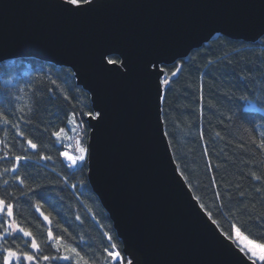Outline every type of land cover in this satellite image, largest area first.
<instances>
[{
    "label": "trees",
    "instance_id": "trees-1",
    "mask_svg": "<svg viewBox=\"0 0 264 264\" xmlns=\"http://www.w3.org/2000/svg\"><path fill=\"white\" fill-rule=\"evenodd\" d=\"M14 76L13 83H4ZM165 77L171 79L162 97V119L179 171L221 232L234 238L235 224L264 243V148L259 146L264 139V35L256 42L216 35L166 66ZM89 111L90 94L71 69L36 58L0 62V199L13 205L11 217L5 206L0 233L10 222L32 233L0 235V264L8 249L20 256V264L128 262L124 255L113 261L105 251H114L115 244L122 252V241L92 190L87 160L70 167L61 155L69 146L75 149L78 138L86 146L89 127L83 113ZM73 114L77 132L69 125ZM62 128L58 139L53 133ZM28 139L37 148L29 147ZM33 238L39 250L31 247ZM24 253L35 259H24Z\"/></svg>",
    "mask_w": 264,
    "mask_h": 264
},
{
    "label": "water",
    "instance_id": "water-1",
    "mask_svg": "<svg viewBox=\"0 0 264 264\" xmlns=\"http://www.w3.org/2000/svg\"><path fill=\"white\" fill-rule=\"evenodd\" d=\"M219 34L259 40L264 0H0V62L69 67L101 112L87 118L88 179L132 264H251L200 207L162 119L165 67Z\"/></svg>",
    "mask_w": 264,
    "mask_h": 264
},
{
    "label": "snow or ice",
    "instance_id": "snow-or-ice-1",
    "mask_svg": "<svg viewBox=\"0 0 264 264\" xmlns=\"http://www.w3.org/2000/svg\"><path fill=\"white\" fill-rule=\"evenodd\" d=\"M66 4L68 6H75V8H79L82 4H91V0H65ZM117 63H120L122 67H126V64L124 61H117V60H113V59H107V64L110 65H115ZM152 68L157 70V75H160L163 72V69L159 68L158 65L153 64ZM180 69H176V71H173L171 73V76H175L177 74V72ZM170 77H165L164 79L161 80V84L164 86H167L170 83ZM53 84H55V81H52ZM20 111H23V108L20 109ZM3 114L0 113V116H2ZM83 115H86L92 119H102V114L101 112L97 111V112H85L83 113ZM3 119L5 120V122H7V117H3ZM71 124L75 125L76 124V118H75V114H73L72 119L69 121ZM74 130V129H73ZM19 131V130H18ZM64 132V129H60L59 132L53 133L58 139L60 138L61 133ZM20 136H23L24 133L23 132H19ZM27 145L33 149L37 148V145L35 143L32 142L31 139L27 140ZM259 146L261 148H264V139L260 140V144ZM77 153L76 155H69L67 151L61 153L62 156H64L69 162H70V166H74L77 164V162L79 161H84L86 159L87 153H88V148L84 145H82L80 143L79 140H77ZM22 157L17 156L16 160L19 161L21 160ZM46 159H50V157H46ZM7 171V169L5 170ZM181 175H183V173H181ZM255 179L259 180L260 177L259 176H255V174H253ZM19 179V178H18ZM21 183H23V180L20 181ZM5 183H7V181H5ZM241 195H243V193H241ZM7 209V215L9 217L13 216V205L12 204H7L5 205V201L3 199H0V213L4 212V209ZM201 208H204V205L201 204L200 205ZM209 217L212 216V213H208ZM45 220H48L47 216H44ZM214 224L217 223L215 220L212 221ZM0 227H2V225H0ZM232 229L234 231V236L235 239L233 238V235H230L229 233H224V236L229 240V241H233V243H238L239 244V248L238 251L243 254L244 257L247 258V261H250L251 264H256V261H260L261 264H264V243H258L256 240H252L249 238L248 235H245L242 231L241 228L236 226L235 224L232 225ZM15 231H19L21 233H23L24 237H32V233L29 231H25L23 228H20L18 224H15L14 222H10L8 224L7 227H5L3 229V232L0 233V235H12L13 232ZM48 238L52 239L53 238V233L51 230L48 231ZM55 239L57 241H59L61 238L60 237H55ZM260 239L264 240V237H261ZM109 240H111V237H109ZM31 247L34 249L39 250V245L37 244L35 238L32 239L31 241ZM112 248L114 249V251H109L108 249H105V251L108 254V257L111 258V260L113 261H117L120 262L122 260L121 254L119 251H115L116 249V245L113 244ZM71 252L75 253L77 256L79 255V253H76V250L73 248L71 249ZM24 259L32 261L35 259L34 256L28 255L27 253H24ZM13 258H15L16 260V264H20V256L12 251L11 249L7 250V255L4 256V264H10V262L13 260ZM44 260H48L50 259L48 256H44L43 257ZM61 259L64 260H70L72 259L71 256H64ZM128 264H132L131 261H128Z\"/></svg>",
    "mask_w": 264,
    "mask_h": 264
},
{
    "label": "rangeland",
    "instance_id": "rangeland-1",
    "mask_svg": "<svg viewBox=\"0 0 264 264\" xmlns=\"http://www.w3.org/2000/svg\"><path fill=\"white\" fill-rule=\"evenodd\" d=\"M16 78H17V76H14V77H12V78H10V79H4L3 81H4V83H6V84H10V83H13V82L16 80ZM248 105H249L250 108H257L253 102H250ZM263 111H264V110H263ZM72 117H73V115L71 116L70 120L72 119ZM69 125H70V127L72 128V130L74 129V130H73L74 132H77V123H76L75 125H73V124H71V123L69 122ZM80 143H81V141H80ZM71 152H72V153L75 152V154H78V153H77V144H76V148L73 149ZM71 152L68 151V154L71 155ZM234 239H235V237H234ZM237 244H238V243H237ZM238 245H239V244H238ZM258 262H260V261H258ZM260 263H261V262H260Z\"/></svg>",
    "mask_w": 264,
    "mask_h": 264
}]
</instances>
